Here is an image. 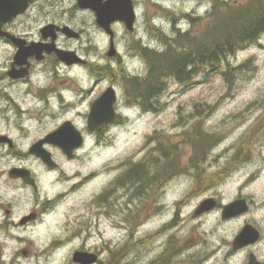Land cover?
I'll return each instance as SVG.
<instances>
[{
    "label": "flooded vegetation",
    "instance_id": "flooded-vegetation-1",
    "mask_svg": "<svg viewBox=\"0 0 264 264\" xmlns=\"http://www.w3.org/2000/svg\"><path fill=\"white\" fill-rule=\"evenodd\" d=\"M193 1L195 8L185 15L191 23L195 22L194 10L201 3V0ZM206 1L211 11L205 14L210 16L218 0ZM168 3L165 0H30L24 13L8 19L0 15V264H201L192 259L198 254L192 252L187 256L188 250L174 234L181 225L178 218L176 222L171 218L161 219L170 214V209L166 212L160 201L164 197L163 187L171 177L164 166L159 165L155 171V165L148 164L142 178L136 174L137 178L129 179L132 166L139 163L129 164L92 198V203L98 205L96 223L92 222L90 212H79L67 226L57 227V206L86 181L53 192V185L43 184L23 163L34 158L45 172H56L61 166L58 156L70 162L92 136L99 137L124 123L128 119L124 111H137L141 107L140 76L130 72L123 61L121 41L131 38L124 51L131 58L140 54L141 47L154 52L140 44L138 21L141 11L153 10L150 17L154 19L156 8L169 10ZM111 4L131 7V27L121 20L108 25L99 22L92 6L106 15ZM58 53H64L66 61L60 60ZM98 58L106 63L92 61ZM107 92L115 97L116 119L92 133L87 124L91 108ZM141 109L144 114L150 112ZM38 121L56 124L29 146H23L30 123ZM70 127L82 139L72 158H67L63 151L72 148L71 139L59 141L62 147L43 142L37 149L51 155L54 169L30 152L57 130L64 128L68 135ZM23 170L29 172L30 179L23 178ZM115 196L113 202L111 198ZM108 219L113 221L109 226ZM249 249L250 246L236 252L246 253Z\"/></svg>",
    "mask_w": 264,
    "mask_h": 264
},
{
    "label": "rangeland",
    "instance_id": "rangeland-1",
    "mask_svg": "<svg viewBox=\"0 0 264 264\" xmlns=\"http://www.w3.org/2000/svg\"><path fill=\"white\" fill-rule=\"evenodd\" d=\"M165 1L170 2L169 10L156 8L154 19L150 17L153 10L141 11L138 21L137 34L142 38L140 44L149 46L157 53L165 51L163 41L171 39L177 32L182 35L188 32L197 41L216 25L221 14L251 0H227L222 5L218 0L210 16L205 13L211 8L206 0H201L194 10V23L185 17L195 8L193 0ZM130 41L128 37L121 41L123 61L129 71L137 73L142 80L147 75L148 65L140 54L133 55L135 58L125 54ZM191 41H184L185 46L191 47ZM92 61L106 63L100 58ZM227 63L231 69L243 67L242 71L232 73L230 84L224 81L222 75L225 63L218 68H199L197 75L186 84L166 79L164 90L154 103V111L144 114L141 107L137 111H124V116L128 117L124 123L99 137L92 136L73 160L68 162L58 156L61 166L56 172H45L34 158H27L23 163L34 171L43 184L53 185V192L86 181L80 190L57 206V227L67 226L72 216H77L79 212H90L92 222L96 223L94 216L98 212V205L92 203V198L100 192L101 186L123 173L129 164L147 163L148 159H153L157 154V144H173L180 148L181 164L174 174L170 173V180L163 187L164 197L160 201L166 212L170 209V214H165L161 219L171 218L176 222L178 218L181 225L174 234L180 237L184 249L188 250L187 256L192 252L198 254L192 259L201 264H246L251 253L264 263V127L261 131L256 130L259 127L258 118L264 117V34L257 42L229 57ZM55 124V121L30 123L28 139L23 141V146H29L42 134L52 130ZM197 124L218 136V143L204 166L206 175L199 180L188 167L191 148L183 139ZM252 132L256 135H252L249 143L243 145L240 151L241 154H248L250 162L228 165L241 139ZM181 167L187 169L182 171ZM155 168L157 170L159 165H155ZM209 198L217 201V207L198 218H192L198 204ZM238 198L249 202L248 213L237 220L222 222L221 205ZM111 200L114 202L116 196ZM100 222L101 225L105 224L102 219ZM112 222L108 219L106 225ZM246 224L259 230L260 240L250 246L246 253L233 252L231 243Z\"/></svg>",
    "mask_w": 264,
    "mask_h": 264
},
{
    "label": "trees",
    "instance_id": "trees-1",
    "mask_svg": "<svg viewBox=\"0 0 264 264\" xmlns=\"http://www.w3.org/2000/svg\"><path fill=\"white\" fill-rule=\"evenodd\" d=\"M263 34L264 0H251L240 7L229 8L226 14H221L216 25L212 26L197 41L188 32L183 35L177 32L171 39L163 41L165 46L163 53L148 51L141 47L140 56L146 60L148 72L144 79H139L140 106L145 110L154 111L156 109L154 103H157L158 97L163 92L166 79L170 78L179 84H186L197 75L199 68H218L225 63L226 68L223 69L222 75L224 81L230 84L232 73L242 71L243 67L231 69L227 59L257 42ZM189 40H192V48L187 44L185 46V42ZM257 125L259 127L256 130L261 131L264 127V117L258 118ZM189 133L188 136L186 133L184 134L186 137H183L184 142L191 148L188 167L195 172L196 180H199L201 176L206 175L204 166L210 152L218 143V136L208 133L200 124L195 125ZM252 135L256 134L252 132L241 139L228 165L236 166L239 163L250 162L248 154H241L240 151L243 145L249 143ZM156 148L157 154L154 158L148 159L147 163L133 165L132 173H129L127 178L135 179L136 174H140L142 178L149 163L164 166L163 169L169 170L172 174L180 168L179 146L160 143ZM135 169H138V172L134 173ZM186 169L181 167L182 171ZM209 182H211L210 179Z\"/></svg>",
    "mask_w": 264,
    "mask_h": 264
},
{
    "label": "water",
    "instance_id": "water-1",
    "mask_svg": "<svg viewBox=\"0 0 264 264\" xmlns=\"http://www.w3.org/2000/svg\"><path fill=\"white\" fill-rule=\"evenodd\" d=\"M29 2L30 0H0V15L4 19H8V17H16L20 13H24L26 11ZM92 8L96 11L99 22H103L104 25H108L111 21L115 20L124 21L127 27H131L133 24V15L131 7L127 8L124 6H117L111 4L107 9V16L102 13L100 8L95 9L93 6ZM58 56L60 60L66 61V55H64V53H58ZM17 57L20 58V54L17 55ZM114 102L115 97L113 96V93L107 92L93 104L90 111V115L87 120L89 131H100L116 119V115L113 113ZM70 131L71 132L66 135L64 128H62L52 134H49L43 141L35 145L30 152L35 154V156L39 157L47 167L53 168L54 165L51 161L50 155L45 151H43L42 153L38 152L37 149L41 147V144L43 142L54 143L62 147L59 141L71 139L72 142L74 141L72 148L69 147L68 149H63V151L68 158L73 157V150L81 146L82 139L79 133L72 127H70ZM23 178L30 179L28 171L23 170ZM216 206L217 201L215 199H205L194 210L192 218H198L201 215L213 210ZM248 211L249 204L246 199H236L222 206L220 220L222 222H226L232 218L244 215ZM260 236V232L255 227L250 224H246L233 239L232 250L236 252L248 246L255 245L259 241ZM246 264L262 263H260L253 254H250L248 256V261Z\"/></svg>",
    "mask_w": 264,
    "mask_h": 264
}]
</instances>
